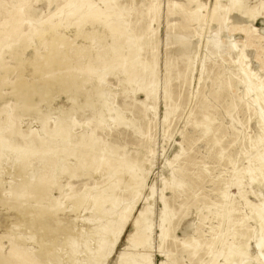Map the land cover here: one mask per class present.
Wrapping results in <instances>:
<instances>
[{
	"label": "rangeland",
	"instance_id": "374dc122",
	"mask_svg": "<svg viewBox=\"0 0 264 264\" xmlns=\"http://www.w3.org/2000/svg\"><path fill=\"white\" fill-rule=\"evenodd\" d=\"M20 1L0 0V23L8 19V13L13 8H17L26 12L29 21H38L43 30L49 31L50 23L47 20L57 7L64 4L63 0ZM70 1L74 5L80 2ZM87 1L101 9L106 4L114 6L115 13L109 22L122 26L123 54L127 55L129 50H133L136 58L134 64L147 67L150 75L140 86L143 91L135 95L132 91L137 89V84L123 82L124 75L115 71L117 64L102 71L98 63L100 69L93 67L89 71L77 72V79L73 80L76 82H70L67 74H64L57 83L54 81L48 86L52 77L43 78L42 67L34 71L41 57H35V48L42 56L45 52L36 37L21 43L14 40L0 42V67L14 66L17 60H21L23 70L20 71V78L24 86L29 87L33 81L35 83L41 79V83L28 96H20L13 88L16 74H6L0 68V78H3L0 79V136L9 145L7 151H0V199L9 207L7 209L0 204V235L9 234L11 238L19 232L21 235L26 232L34 235L35 226L30 231L24 230L22 207L15 205V201L7 196L12 186L22 178L15 174L14 160L19 146L24 145L27 139L36 137L37 146L43 148L46 136L43 129H53L59 122H67L72 126V142L68 146H73L81 134L89 131L82 130V127L94 129L98 126L94 140L103 138V142L114 144L129 159L144 162L146 177L144 187L137 196V212L145 208L143 200L150 198L152 235L146 247L152 264H223V258L217 255L224 248L229 251L234 246L245 244L251 246L247 257L253 261L252 264H257L256 259L264 264V251H260L259 246L257 251L256 241L249 240L250 234L256 233L251 209L260 202L264 203V184L259 183L260 180L250 181L259 173L264 174V133L259 124L263 115L261 110L264 112V0ZM150 5H153V9L148 12ZM67 11L68 8H64L57 19L65 17ZM65 22L62 20V24ZM30 25L25 23L21 31L29 32ZM69 27L58 31L71 39L76 26ZM83 29L89 34L92 30L96 33L91 40L77 39L75 46L90 47L87 52L93 58L97 57L98 51H106L113 42L102 22L91 26L87 24ZM212 40L217 45H208ZM14 43L15 59L9 54L12 50L7 49ZM231 44L236 45V51L228 49ZM90 45H94V48ZM179 50L185 51L186 56L179 57ZM244 58L245 62L242 63L241 59ZM80 59L85 60V55L81 54ZM216 75L221 76L217 81L213 79ZM83 76L86 78L83 79ZM100 80L109 82L102 86V90L107 91V96L102 98L95 94ZM249 85L261 89L263 101L259 106L253 102L254 93L247 92ZM153 88L154 94L146 99L145 92ZM16 95L20 98H15ZM105 99H108L107 103L110 102L107 107L109 112L106 109L100 115L103 112L100 111L101 103ZM24 104H30L29 107L25 105L27 110ZM124 106H131L132 111L123 110ZM113 109L122 110L124 126L113 125ZM101 121L102 124H99ZM1 166L4 169L2 176ZM35 169L37 166L32 165L30 175L36 173ZM238 175H242L241 197L234 187ZM88 178L82 177L72 186L79 189L80 186L92 188L95 183L101 184L99 173L94 175L93 181ZM164 181L168 184L166 188ZM59 182L65 185L66 179L61 176ZM49 187L53 189V196L58 197L55 187ZM162 197L178 210L167 224L170 240L165 249L161 248L158 237ZM220 205L236 210V220H242L244 229H248L246 236H243L239 224L231 225L232 228L226 222L219 224L216 214L220 211ZM206 206L208 210L204 209ZM36 212L32 210L31 213ZM78 215H73L75 220L79 219L77 228L75 226L72 231L75 235L77 230L84 228L85 223L81 219L87 216L83 213L76 218ZM50 228L45 230L46 233L42 232L43 236L41 233L39 242L62 244L61 232ZM131 230L128 227L125 233ZM188 235L191 237L187 241L199 242L202 246L191 251L180 242H173V238L182 240ZM23 236L30 243L29 237ZM52 236L57 240L50 238ZM207 245L211 246V253H207ZM125 246V242L121 241L116 254L104 264H117V255ZM0 248L4 253L9 251L7 238H0ZM79 257L75 255L70 260L78 264ZM70 260L63 263L70 264Z\"/></svg>",
	"mask_w": 264,
	"mask_h": 264
},
{
	"label": "bare ground",
	"instance_id": "6f19581e",
	"mask_svg": "<svg viewBox=\"0 0 264 264\" xmlns=\"http://www.w3.org/2000/svg\"><path fill=\"white\" fill-rule=\"evenodd\" d=\"M26 1L27 0L24 2ZM101 1L103 3L105 2V0ZM63 2V6L57 7L51 18L49 17L50 19L47 20V22L50 23L49 31L43 30L41 25L38 24V21H29L26 17V12H21L20 9L13 8L8 13V19L0 23V42L14 40L16 43H21L36 37L40 45L44 47L45 52L42 56L37 52V48H35V57L36 55L41 57L40 62H36L37 65L36 67L34 66V71L42 67L43 73H41V75H43V78L46 76L52 77V79L49 80L50 83L48 81V86L53 84L52 82L54 81L57 83L64 74H67L70 82H76L73 80L77 79V72L82 70L89 71L93 67L100 69V66H97L98 63L101 64L102 71L107 70V67L111 65L117 64L118 69L115 71L116 73L124 75L122 81L128 85L131 83L137 84V89L133 90L132 94L135 95L142 92L143 89L140 86L147 80L150 71L144 65L138 63L134 64L136 58L133 50H129L127 55L123 54V42L121 40L123 35L122 26L109 22V18L115 13L114 6L106 4L104 8L101 9L97 8L94 3H89L87 0H80V2L75 5L70 0H63ZM64 8H68L67 14L65 17L58 20L57 17ZM152 9L153 5L147 7L148 12L152 11ZM62 20L66 22L62 24ZM97 22H102V24L107 27L109 35L113 38V42L106 51H98L97 57L93 58L90 53L87 52L90 47H84L82 45L76 47L75 41L77 39L86 41L91 40L96 32L92 30L94 33L92 32L89 34L88 31L83 28L87 24L91 26V24ZM25 23L31 24L29 32L26 33L21 31ZM73 25L76 26V31H73L75 35L71 39L66 38L64 32L58 31L60 28L68 29L69 26L73 27ZM16 43L7 47V49L12 50L9 54H12L11 58L14 59L17 53L14 54L12 48ZM208 45L215 46L217 42L212 40L209 41ZM92 47L94 48V45H92L91 48ZM228 49L236 51V45L231 44ZM81 54L85 55V60H78ZM178 55L182 58L186 56V52L179 50ZM17 56L19 57V55ZM241 61L244 63L245 58L241 59ZM22 65L23 61L17 60L14 66L0 67L6 74H16L17 80H15L16 83L13 88L20 96L27 95L37 84L41 83L40 79L39 81H35V83L33 81L32 85L29 87L24 86L20 78V71L23 70ZM201 70L202 69H200V71ZM245 73L247 74V72ZM54 74H56L55 77H53ZM251 75L255 76L253 73ZM220 77V75H216L213 79L217 81ZM82 78L85 79L86 76ZM0 79L3 78L1 77ZM105 83L109 84L108 80H100L98 87L95 88V94L99 98L107 96V91L105 92L102 90V86L105 85ZM13 88L11 90H13ZM260 91V88H253L251 85L247 88L248 93H254L253 102L257 104V106L263 101ZM154 92V88L145 92L146 99L150 98ZM12 93L13 92H11V94ZM15 98L20 97L16 95ZM107 100L108 99H105V101L101 103L100 109L102 110L100 111L103 112H101L100 115L105 112L110 103L109 101L107 103ZM165 100L168 101V98L165 97ZM25 105L28 107L30 106V104H24L23 106L25 109L27 108ZM19 106L20 105H18L17 108ZM22 107H20V109ZM108 110L109 108L106 111L109 112ZM123 110L131 112L132 107L124 106ZM121 111L122 110L118 109L114 110L115 115L112 116L111 120L115 127L124 126ZM261 114L264 115L262 110ZM263 115L259 124L264 133ZM66 123L67 122H59L53 129H43L46 134L43 139L45 143L43 148L37 146L36 137L27 139L24 145L19 146V151L17 152L13 166L16 169L15 174L20 175L22 178L12 186L9 190V194L6 195L15 201V205L22 207L24 214L23 216L22 214L20 215L22 216L23 222L25 220L23 225L24 230L30 231L31 227L35 226V233L34 235L27 232L23 234L29 237L28 240L30 243L26 242L27 239H24L26 237L21 235V232L15 233L12 238L9 234L4 236L0 235V238H7L9 240V251L7 253H4L0 248V264H65L63 263L64 261L67 262L75 255L80 256V262L78 264H104L106 262L108 263L112 256L116 254L121 241H124L126 246L118 253L117 264H152L151 255L148 254L146 247L152 235L151 199L145 198L143 200L145 208L137 212L139 203V197L137 196L144 187V179L146 177V171L143 169L144 162H139L138 159H129L127 156L120 153L114 144L103 142V138L94 140L95 129L98 126L94 129H90L88 126L82 127V130L89 131H86V134H81L78 139L74 141L73 146H68V143L72 142V138L70 137L72 126ZM99 124H102V121L99 122ZM8 149L9 145L3 140V137L0 136V151L4 152ZM32 165H36L37 170L35 169V174L30 175L29 170ZM1 168L3 170L1 171L2 176L4 174V169L2 166ZM97 173L100 174L101 184L95 183L92 188L80 186L79 189L72 186L74 181H80V178L85 176L87 178L89 177V181H93L94 175ZM61 176L66 179L65 185L59 182V177ZM25 177H28V179ZM241 180L242 175H238L234 183L236 193L240 197L242 196V191L240 189ZM256 180L258 182L260 180L259 183L264 184V174L259 173L256 178L250 179L251 183ZM1 185L2 182L0 179V187ZM51 185L55 187V191L59 193L58 197L53 196V189L49 187ZM163 185L164 188L168 186L166 181H164ZM161 201L163 206L158 219V237L160 239L161 248L165 249L168 247V241L170 240L167 224L177 215L178 210H176V207H171L164 197L161 198ZM0 204L3 207L7 205L3 200L0 201ZM6 208L9 209L8 206ZM253 208L254 209H251V217L256 224V233L254 235L251 233L249 240L256 241L255 243L257 244H255V248L257 251H259V249H261L260 251H264V203L260 202L258 205L253 206ZM204 209L208 210L209 208L206 206ZM219 209V213L216 214L219 224L226 222L230 225V228H232L231 225L234 227L239 224V227L244 232L243 236H246L245 232H248V229H244V222L242 220H236V210L227 205H220ZM32 210H37L38 213L36 212L33 214L31 213ZM83 213L87 214L85 219H81V222L83 224L85 223L84 228L81 227L83 229L77 230L78 233H76V235L72 234L74 232V227L76 226L77 228L79 220H75L73 215L79 214L76 218H80V215ZM26 216L29 218H26ZM22 219L19 220L22 221ZM52 227L55 228L53 230L61 232L60 237L62 235L63 238L60 240L62 244H51L50 242L48 244H43V242L40 243L39 239L41 238V233H46L47 231L45 232V230L48 228L52 229ZM128 227H131L132 230L126 234L125 231ZM253 230L254 229L251 231ZM57 233L58 232H56V234ZM56 236H59V234ZM54 237L52 236L50 238L57 240V237L55 239ZM190 237L191 235H188L182 240L173 238V242H180L182 246H186L187 249L191 251L202 246L199 242L191 243L187 241ZM21 240H23V242ZM258 246L261 248L257 249ZM207 247V253H211V246L207 245ZM250 251L251 246L245 244L234 246L233 249H229V251H226L224 248L217 257L223 258V264H252L253 261L251 262V259L247 257L250 255L248 254ZM259 258H261V256ZM255 261L257 264H260L257 259Z\"/></svg>",
	"mask_w": 264,
	"mask_h": 264
}]
</instances>
